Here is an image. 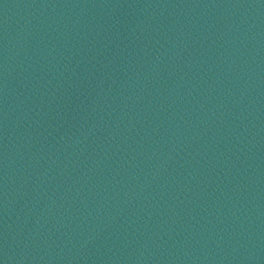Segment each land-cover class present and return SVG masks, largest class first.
<instances>
[{
	"label": "water",
	"instance_id": "water-1",
	"mask_svg": "<svg viewBox=\"0 0 264 264\" xmlns=\"http://www.w3.org/2000/svg\"><path fill=\"white\" fill-rule=\"evenodd\" d=\"M0 264H264V0H0Z\"/></svg>",
	"mask_w": 264,
	"mask_h": 264
}]
</instances>
